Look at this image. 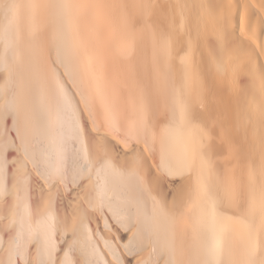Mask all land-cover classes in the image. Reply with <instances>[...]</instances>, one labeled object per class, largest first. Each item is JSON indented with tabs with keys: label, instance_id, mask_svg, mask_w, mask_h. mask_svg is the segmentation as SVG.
<instances>
[{
	"label": "bare ground",
	"instance_id": "obj_1",
	"mask_svg": "<svg viewBox=\"0 0 264 264\" xmlns=\"http://www.w3.org/2000/svg\"><path fill=\"white\" fill-rule=\"evenodd\" d=\"M0 264H264V0H0Z\"/></svg>",
	"mask_w": 264,
	"mask_h": 264
}]
</instances>
